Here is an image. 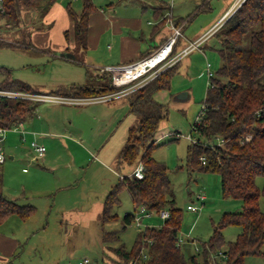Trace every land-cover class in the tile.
<instances>
[{
  "label": "rangeland",
  "instance_id": "obj_1",
  "mask_svg": "<svg viewBox=\"0 0 264 264\" xmlns=\"http://www.w3.org/2000/svg\"><path fill=\"white\" fill-rule=\"evenodd\" d=\"M149 1L154 6L160 4L158 0ZM164 1L169 5L165 12L171 14L172 11L174 19L189 20L184 28V37L194 40L205 35L236 0ZM60 2L64 4L66 0ZM93 2L98 8H108L117 0ZM73 6L80 11L82 2H74ZM45 15L37 6L24 8L19 22L4 20L1 23L0 40H4L6 45H0V85L6 76L45 91L70 86L73 82L79 85L78 82L85 83L86 68L93 75L85 85H98L100 81L95 72H103L88 63L90 60L81 48L62 52L44 51L40 47L34 34L50 29L44 21ZM218 29L182 62L185 65L187 60L193 59L194 68L188 72L180 70L173 77L171 91H160L157 95V99L167 105L169 114L157 131V136L162 137L156 143L153 156L169 168L171 198L183 211L180 237L193 241L188 248L190 250L184 248L187 254L198 252L197 249L211 236L213 226L219 223L224 212L241 209L240 202L222 196L218 174L190 172L186 165L187 149L192 143L188 135L194 136L192 128L209 87L207 64H210L213 74L221 65L220 44L216 36ZM65 53L69 55L68 59L62 57ZM75 59H81L83 63L78 64ZM137 84L140 82L127 85L129 93L136 90ZM186 92L189 97L185 98ZM50 105L55 104H40L37 114L26 121L23 128L19 126L8 130L1 143L6 154L3 192L19 204H32L36 208V213L18 230L24 237V248L18 250L12 260L14 264H80L85 259L89 260L87 264H118L115 254L103 242V233L121 231L124 216L138 212L139 208L134 210L132 198L124 188L120 193L121 202L114 208L118 219L102 227L100 214L111 186L119 183L120 177L131 176L140 163L133 166L124 164L119 171L112 168L127 139L128 129L137 124L140 117L130 112L128 97L109 103L122 108L120 113L123 116L119 124L109 122L106 113L97 117L90 111L92 107L105 105L59 104L50 113L56 128H49L39 111L54 107ZM34 119L36 125H33ZM21 137L28 142L22 141ZM11 138L17 145L14 148L8 145ZM34 140L46 146L48 161L31 160L30 143ZM72 158L76 159V163L72 162ZM257 185L263 187V177L257 178ZM201 193L206 196L204 205L198 199ZM188 205L198 206L199 209L197 212L190 211ZM260 206L264 212V197H261ZM13 219L20 220L16 215L10 218ZM11 222L5 223L0 230L13 231L15 228L10 226ZM164 222L157 214L146 218L141 227L134 222L120 232V241L114 245L124 244L127 250H131L142 230ZM240 231V227L231 225L224 229L223 234L226 241L232 242ZM245 264H264V257L248 256Z\"/></svg>",
  "mask_w": 264,
  "mask_h": 264
},
{
  "label": "trees",
  "instance_id": "obj_2",
  "mask_svg": "<svg viewBox=\"0 0 264 264\" xmlns=\"http://www.w3.org/2000/svg\"><path fill=\"white\" fill-rule=\"evenodd\" d=\"M80 1V11L75 10L71 3H67V9L74 20L75 41L79 48L85 50L90 17L96 7L93 0ZM56 2L5 0V13L0 20L17 23L24 8L37 6L45 14ZM165 10L164 4L155 10L158 19H161L160 24L170 18L165 16ZM188 21L179 18L174 23L178 28ZM216 36L220 44L221 65L210 79L199 120L193 125L192 132L197 141L188 146L186 165L190 172L218 174L222 196L240 202L241 209L224 212L197 253L185 252L180 237L183 211L171 198L169 168L153 156L158 142L157 131L169 114L167 105L158 101L155 94L171 91L173 77L179 73L181 60H178L148 83L127 94L130 112L140 119L128 131L125 145L119 153V163L133 166L140 161L145 167V174L143 178L133 174L125 176L112 187L105 197L100 223L104 227L118 219L114 208L120 204V193L124 188L129 192L135 209L142 205L148 211L167 209L170 217L162 225L142 230L131 250H127L124 244L115 246L114 243L120 241V232L134 223V213L124 216L121 231H105L103 242L115 254L118 264H245L248 256L264 257V212L260 206L264 185L262 188L257 185V178H264V0H246L225 20L216 31ZM178 39L179 36L166 60L177 55ZM4 43L0 40V45H6ZM151 55L143 54L142 60ZM98 80V85L72 84L50 93L90 97L121 89L113 84L112 74L108 71L98 76ZM0 87L33 91L27 83L12 80L9 76L5 77ZM39 105V102L0 98V126L11 128L22 124L34 115ZM245 134H252L253 137L251 141L241 143ZM219 138L225 143L218 144ZM2 183L0 173V227L13 215L22 220L31 218L36 213L35 206L19 204L8 198L3 193ZM231 225L240 227L241 231L235 241L228 242L223 231ZM143 247L147 248L146 259L141 257Z\"/></svg>",
  "mask_w": 264,
  "mask_h": 264
},
{
  "label": "crops",
  "instance_id": "obj_3",
  "mask_svg": "<svg viewBox=\"0 0 264 264\" xmlns=\"http://www.w3.org/2000/svg\"><path fill=\"white\" fill-rule=\"evenodd\" d=\"M158 1H160V4L156 6L152 5L153 2L149 0H135L134 2L131 0H117V2H112L108 8H103V7L98 8L95 5L96 11L91 15L89 21L87 48L85 50L82 49V52L84 53L86 52V57H88L90 60L88 61V63L90 62L96 69L102 70L103 73L101 74L95 72L97 77L103 75L104 72H107L106 68L109 66L130 65L142 60V55L145 53L153 54L159 48H161L166 44L169 38L173 36L172 34H174L176 29H180L181 31V34L179 35V39L177 42V54L182 52L188 45L197 41L201 37L200 36L194 40L185 38L184 28L186 27V24H182L177 28L174 23L175 19L172 14V11L171 14L164 11L165 16H168L170 18H168V20L164 24H160L159 22L161 21V19H158L155 10L157 7H160L163 4V2L166 9L169 5L164 0H158ZM67 3H71L72 7L74 8L73 6L74 2H71L70 0H66V3L64 4L61 3L60 0H57V2L48 10V12L44 17V21L47 23L48 26H50V29L46 32L38 31L34 34L35 40L39 42L40 47L44 51L59 50L63 52V51L77 50V49L80 50V48L78 47L75 41L74 20L68 12ZM231 7L222 13V15L216 20V22L210 27V29L221 21L223 16L231 9ZM170 33L171 35H169ZM198 48H200V45ZM190 52L186 54V56H183L181 59H179L181 60L179 72L180 70H183V72L185 71L188 72L194 68L193 59L187 60L185 65H182V62L186 57H188ZM68 56L69 55L66 53L62 55V57L65 59H68L69 58ZM75 60H76L75 62H77L78 64L83 63L81 59L79 60L75 59ZM85 70L86 73L84 74L85 75L84 81L86 83L87 82L86 80L92 78L93 74H91L92 72H90L89 69L86 68ZM85 83L78 82L79 85H85ZM32 88L35 91L48 92V93L57 90V89H52V90L49 89L45 91L39 88H34V87ZM159 92L155 94L156 99ZM124 97H127V95L120 96L118 98H115L107 102L93 103V105L95 106L98 105H105V106L92 107L90 111H92L93 114L97 117L101 113H106V116L109 118V122H112L113 124L115 123L119 124L123 116V114L120 113V110L122 108L119 107L118 105H109V103L118 101L119 99H122ZM183 97L185 98L189 97L188 93ZM55 105H59V104H55ZM55 105H50V107L54 106L51 107L50 109L42 108L41 112L39 111L40 114H43L42 118L45 121L44 123L47 124L49 128L50 127L56 128L55 124L52 121V115H50V113H52L51 111L57 108V106ZM37 112L38 110H36L33 116L28 117L19 126L23 128V124L26 121L33 118L37 114ZM35 123H36V119L33 120V125H36ZM156 137H157V141L159 142V139L162 136L158 135ZM25 142L28 141L25 140ZM9 144H11L13 148L17 146L12 138L9 139L8 145ZM120 151L118 152V154L116 155L113 161L114 167L112 168L116 171L121 170L124 164H126V163L124 164L119 163ZM3 153L5 155V162L3 164H0V173H2V177H3V166L6 163V154L4 147H3ZM29 153L30 155H32L31 160L35 162H39V161L46 162L49 159V156H47L46 153L44 156L39 157L32 147L30 148ZM12 156H13L12 159H14V155ZM72 162L76 163V159L72 158ZM23 171L25 172V168H23ZM123 177H120L119 181H121ZM113 186L115 185H112L111 189ZM5 195L8 197L7 194ZM11 200H15V199H11ZM134 210L136 209L134 208ZM10 218L7 219L5 223L12 221L11 222L12 224L10 226H13L15 229L13 231L0 230V264H14L15 261L12 259L15 257V254L17 253L18 250H22V248H24L22 244L23 243L22 238L24 237L20 236L21 232L18 230L19 228L25 226V223L30 218L27 220H22L19 217L18 218L20 220H15V219L10 220ZM192 242H193L192 240L182 239V244L185 245V248L187 250H190L188 248L190 247Z\"/></svg>",
  "mask_w": 264,
  "mask_h": 264
},
{
  "label": "built area",
  "instance_id": "obj_4",
  "mask_svg": "<svg viewBox=\"0 0 264 264\" xmlns=\"http://www.w3.org/2000/svg\"><path fill=\"white\" fill-rule=\"evenodd\" d=\"M70 1L71 2H77L80 0H70ZM245 1L246 0H236L234 2L233 6L231 7V9L227 12V14H225V16L221 19V21L216 26L211 28L205 35L201 36L197 41L188 45L182 52H180L179 54H177L173 58L166 60V58L171 53V50H172V47L175 43L176 37L181 34L180 29H176L174 32V35L169 39V41L166 43V45L159 48L150 57L158 55V53L162 52V50H164L167 46H169L168 54L162 60L157 62V64H155L153 66H149L148 69L146 68L145 71H143L142 73H140L136 76H133V77L128 78V79H123L122 74L124 72H126L128 70V68H131L137 64H140L141 62H144L146 59H148L150 57H148L144 60H141L139 62L130 64V65H126V66H109V67H107L106 70L112 74L113 84L115 86L121 88L118 91H115L113 93H109V94H105V95L90 96V97H79V96H67V95H62V94L40 92V91L35 92V91H29V90H13V89L0 88V98H7V99L19 100V101H33V102H39L40 104H42V103L47 104L48 103V104H69V105L83 106V105H87V104L107 102V101L113 100L115 98H118L120 96H124L125 94L129 93V89H127V85L132 84L134 82L135 83L140 82V84H137V87H135V89L143 86L144 84L148 83L150 80L155 78L162 70H164L165 68L174 64L176 61H178L183 56L188 54L191 50L198 48L199 45L201 44V42L204 41L207 37H209L210 34L215 32V30L218 29L219 26L222 25V23L230 16L229 14L236 11ZM4 13H5V0H0V16H2ZM3 21H4L3 19L0 20V23H2ZM163 61H165V62L160 67H158L157 69H155L151 73L147 74L148 71L155 68L158 64H160ZM207 68H208V83L210 85V79L212 76H214V74L210 70L211 66L209 63L207 64ZM197 120H199V118ZM17 127H19V125L11 127V128L0 126V164H3L5 162V155L3 153V148L1 146V143L4 139L3 136L8 130L15 129ZM177 135L181 136L180 133H178ZM252 137H253L252 134H245L244 137L241 139V143L251 141ZM188 139L191 142L197 141V139L191 134L188 135ZM23 140H25V139L23 138ZM217 143L218 144H224L225 141L223 139L219 138ZM30 145L35 150V152L37 153V155L39 157H42L45 155V152H46V146L45 145L38 143L35 140L32 141ZM202 159L204 161V158H202ZM144 174H145V167L140 162L137 165V167L134 169L133 175L136 176L137 178H143ZM198 199L201 201L202 205H204V202L206 201V196L201 193L198 196ZM198 209H199L198 206L188 205V210L196 212V211H198ZM154 214L159 215V217L163 220H166L170 217V212L167 209L160 210L159 212L148 211L146 206L142 205L139 207V211L134 213V222H136L137 225L139 227H141L144 224V220L146 218L153 216ZM150 243H151V241H150ZM141 257H142V259H146L148 257L147 248H144V247L142 248ZM87 263H89V260L85 259L80 264H87Z\"/></svg>",
  "mask_w": 264,
  "mask_h": 264
},
{
  "label": "bare ground",
  "instance_id": "obj_5",
  "mask_svg": "<svg viewBox=\"0 0 264 264\" xmlns=\"http://www.w3.org/2000/svg\"><path fill=\"white\" fill-rule=\"evenodd\" d=\"M168 52L169 46L162 50V52L158 53V55L152 56L146 59L144 62L135 65L134 67L128 68V70L122 74L123 79H128L142 73L146 70L147 66H153L162 60L168 54Z\"/></svg>",
  "mask_w": 264,
  "mask_h": 264
},
{
  "label": "water",
  "instance_id": "obj_6",
  "mask_svg": "<svg viewBox=\"0 0 264 264\" xmlns=\"http://www.w3.org/2000/svg\"><path fill=\"white\" fill-rule=\"evenodd\" d=\"M147 69L149 68V66L146 67Z\"/></svg>",
  "mask_w": 264,
  "mask_h": 264
}]
</instances>
